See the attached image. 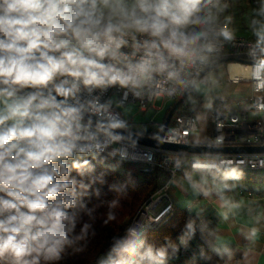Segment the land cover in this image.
<instances>
[{
	"label": "clouds",
	"instance_id": "obj_1",
	"mask_svg": "<svg viewBox=\"0 0 264 264\" xmlns=\"http://www.w3.org/2000/svg\"><path fill=\"white\" fill-rule=\"evenodd\" d=\"M228 7L221 0H0V264H59L69 249L85 250L91 160L121 142L116 130L126 126L101 96L116 86L135 97L199 90L192 69L210 62L220 39L235 38L231 16L219 23ZM251 12L248 76L260 91L264 0H254ZM193 169L219 166L196 160ZM185 179L194 194L209 195L204 175ZM238 179L224 169L216 186L222 207H238L224 195ZM150 227L125 228L95 264H168L178 248L149 241ZM186 229L182 244L194 222ZM212 250L231 258L226 244Z\"/></svg>",
	"mask_w": 264,
	"mask_h": 264
},
{
	"label": "built area",
	"instance_id": "obj_2",
	"mask_svg": "<svg viewBox=\"0 0 264 264\" xmlns=\"http://www.w3.org/2000/svg\"><path fill=\"white\" fill-rule=\"evenodd\" d=\"M229 1L221 0V3L229 4ZM252 5L254 6V0H252ZM221 13L219 14V23L224 24L226 22L222 19ZM253 42V38L235 34V38L231 41L220 39L217 43V50L211 56V59L215 60L225 59L221 63L225 66L227 80L233 83L246 81L248 88L251 89V96L238 100L237 107L233 109H226L220 106L226 102L225 99L221 103L216 100V102L211 103L206 111L209 124V136L205 143L207 145H264V90L258 91L255 87V82L248 76V66L251 63V59L247 53ZM232 62L245 66L247 74L231 76L228 65ZM206 65H198L193 68L192 78L196 79ZM187 88L178 90L173 95L160 92L157 95L135 97L131 93L125 95L126 90L116 86L109 88L101 96V102H111L110 110L119 114L120 119L125 122V128H131L129 127L130 123L123 116L119 105L136 103L139 110L148 112L147 123L152 127L151 135H156L164 121L158 124L154 122L153 116L157 112V109L152 107L151 102L156 96H161L166 104H173ZM190 93L191 91L188 94L190 97L187 95L183 99L173 114L172 120L170 119L165 125L164 131L160 136L162 141L187 144L189 143L191 133L197 130V112L200 105L204 102V96L194 91ZM153 126H157V128L153 130ZM122 136L121 142L110 145L97 159L118 163L138 162L142 164L145 172L159 170V185L139 210L140 214L144 217V223L140 224V226L150 225L149 229L158 227L164 219L172 214L174 206L169 189L182 163L190 170H194L193 163L196 160L215 163L219 166V170H213L215 175L222 174L225 168H234L240 174L256 170L264 173V153H186L164 148H154L124 135ZM113 149H118L119 151L111 154ZM177 160L180 161L178 167L176 165ZM228 183L231 185V190L226 193L234 194V196H251L258 189L255 187L254 190H248L238 187L233 191V181L230 180Z\"/></svg>",
	"mask_w": 264,
	"mask_h": 264
},
{
	"label": "trees",
	"instance_id": "obj_3",
	"mask_svg": "<svg viewBox=\"0 0 264 264\" xmlns=\"http://www.w3.org/2000/svg\"><path fill=\"white\" fill-rule=\"evenodd\" d=\"M171 105L172 103L166 107L165 114ZM91 163L95 165V170L91 177L92 183L88 189V196L85 199L88 208L92 209V216L91 218L87 215L83 217L84 221L92 225L87 246L81 252L73 253L69 249L68 254L59 264H95L99 256L108 250L113 242L112 238L122 236L124 229L131 226L139 207L159 185V170L145 172L142 164L138 162L118 163L93 159ZM184 170L187 168L182 163L179 171ZM202 174L211 177L216 183L222 175H215L213 172ZM237 174L239 179L233 181V191L238 187L248 190L255 189L254 186L243 182L250 178L249 173ZM72 175L75 176L76 173L73 172ZM261 190H264V187L258 188L257 192ZM173 206L172 214L158 227L148 229L147 232L148 240L157 245L170 242L177 246L178 251L175 255H172L170 250L168 264H241L240 257L232 245L228 246L231 250V258L227 254L223 257L218 256L212 250L219 222L217 214L199 205L190 208L188 205L178 206L173 201ZM109 213L115 216V220L109 219ZM189 220L194 222L195 234L184 237L186 243L182 244L181 237L187 231L186 224ZM79 231L80 225L78 224L76 232L79 233ZM84 243L81 242V244Z\"/></svg>",
	"mask_w": 264,
	"mask_h": 264
},
{
	"label": "crops",
	"instance_id": "obj_4",
	"mask_svg": "<svg viewBox=\"0 0 264 264\" xmlns=\"http://www.w3.org/2000/svg\"><path fill=\"white\" fill-rule=\"evenodd\" d=\"M231 1L233 2L234 0ZM234 3L235 5L230 9L222 11V19L225 21V17L231 16L232 20L228 23V26L234 34L254 39L251 32L249 34H243L235 30V26L242 27L239 19L245 5V0H235ZM234 7L236 8L234 9ZM214 61L215 59H210L208 64L213 63ZM222 65L224 66L223 63L214 65V67L209 69L200 79L206 77L209 81L210 76L216 75L217 67ZM209 83V88L205 90H210L209 92L214 93L213 96L217 98L216 101L219 103H221L227 96L237 93L241 87H248L246 81L233 83L227 80V72L223 80L217 78L214 83ZM191 93H193V89L191 90ZM169 104L170 103L166 104L161 120L154 122L158 124L164 121L166 116L165 109ZM207 109L208 108H204L203 105H200L197 112L198 128L191 133L189 143H206L209 136V124L206 113ZM146 115L148 116V112H146ZM148 125L149 124L147 123L145 127H148ZM186 172L191 173L192 171L188 169L178 171L173 179V183L175 182V185H178L181 191L180 195L177 196L175 194L172 190L171 183V197L173 201L176 204L179 203L177 201H185L184 203L186 204L184 205H189L188 203L190 202L193 206L199 205V207H205L212 210L219 216L215 245L226 244L227 246H234L236 253L240 257L241 264H264V190L259 192L255 191L251 196H234V194L232 195L231 193H224L227 200L238 203V207H232L230 203L227 208H225L221 206L223 202L216 194V186L218 183H216L211 177L202 174L201 171H194L199 176V179L201 175L206 177V187L209 191V195L204 196L202 194H194L184 179ZM260 177L261 176L255 177L256 179L250 177L249 179L243 180V182L254 187L262 188L264 187V184L259 186L261 182V180H259ZM225 211L228 212V218L226 220L221 215V213ZM252 228L258 230L257 235L252 239H248L246 238V235Z\"/></svg>",
	"mask_w": 264,
	"mask_h": 264
},
{
	"label": "rangeland",
	"instance_id": "obj_5",
	"mask_svg": "<svg viewBox=\"0 0 264 264\" xmlns=\"http://www.w3.org/2000/svg\"><path fill=\"white\" fill-rule=\"evenodd\" d=\"M234 1L233 2L231 0L229 1V4H228L229 7L226 10L230 9L233 5H235ZM244 4L245 5L243 7V11L240 14L241 17L239 19L242 27L241 26H238V27L235 26V30L239 31L243 34H249L251 32L250 27H249L250 20L252 18L251 10L254 6L252 5V0H245ZM235 8L236 7H234V9ZM224 76H226V69L224 68L223 65L218 66L216 69V75L210 76L209 81L206 79V77L199 80V81H202L199 85V90L193 88V91L195 93H198V94H201L204 96V102L202 103L204 108H208L211 105V103L216 102L215 100H217V98L215 96H213L214 93L209 92L210 90L209 91L205 90V89L209 88V86H210L209 82L214 83L217 78L223 80ZM250 96H251V89L243 86L239 89V91L237 93L227 96L225 98L226 102L222 103L221 106L226 108V109H233V108L237 107L238 100H240L242 98H248ZM189 97H190V95H189ZM151 105H152V107L157 109L156 110L157 112L153 116L154 121H160L161 117H162L163 110L166 106V102L164 101V99L161 96H156L154 98V100L151 102ZM119 109L121 110L123 116L129 120V123H130L129 127H131V128L132 127L144 128L146 126L147 121H148V116L146 115V111L139 110L138 105L136 103L126 104V105L121 104V105H119ZM156 128H157V126H153V130H155ZM188 170H190V169H188ZM190 171H192L191 174L193 175V177L195 179H199V176L197 175V173L194 172V170H190ZM246 174H248V172H245V175ZM249 174L251 175L250 177L252 179H254L255 177L261 176V179H260L261 182H260L259 186L264 184V173L256 170V171L250 172ZM184 179H185V177H184ZM185 181H186V179H185ZM172 190L175 192V194L177 196L181 194V191H180L178 185H175V182L173 183V181H172ZM172 190L170 187V189H169L170 195L172 193ZM172 201H173V199H172ZM177 202H179L177 204L178 206H184V204H186V203H184L185 201H177ZM188 204H189L188 206L190 208L193 206L190 202ZM142 206H143V204L139 207L136 214L134 215L131 226H140V224L144 223V217L139 212V210L141 209ZM166 219H164L163 221H165Z\"/></svg>",
	"mask_w": 264,
	"mask_h": 264
},
{
	"label": "water",
	"instance_id": "obj_6",
	"mask_svg": "<svg viewBox=\"0 0 264 264\" xmlns=\"http://www.w3.org/2000/svg\"><path fill=\"white\" fill-rule=\"evenodd\" d=\"M225 59H217L213 63L206 65L203 70L197 76V80L199 79L214 65L224 62ZM193 89V87L189 86L180 96L179 98L172 104L169 111L167 112L163 125L156 135H151L152 127H144V128H123L117 129L116 131L121 133L122 135L129 137L139 143L152 146L154 148H164L169 150H175L186 153H221V152H246V153H264V145H237V146H226V145H207L205 143H187V144H179V143H171L164 142L160 139L162 135L165 125L170 121L173 114L175 113L179 104L183 101V99L189 94V92Z\"/></svg>",
	"mask_w": 264,
	"mask_h": 264
},
{
	"label": "bare ground",
	"instance_id": "obj_7",
	"mask_svg": "<svg viewBox=\"0 0 264 264\" xmlns=\"http://www.w3.org/2000/svg\"><path fill=\"white\" fill-rule=\"evenodd\" d=\"M228 68H229L231 76L247 74V68L245 66L234 63V62L230 63L228 65Z\"/></svg>",
	"mask_w": 264,
	"mask_h": 264
}]
</instances>
